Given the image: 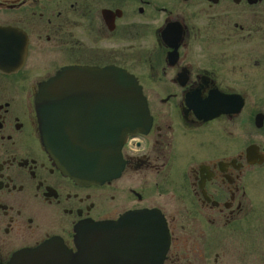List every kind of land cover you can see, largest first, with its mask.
Instances as JSON below:
<instances>
[{"label":"flooded vegetation","instance_id":"obj_1","mask_svg":"<svg viewBox=\"0 0 264 264\" xmlns=\"http://www.w3.org/2000/svg\"><path fill=\"white\" fill-rule=\"evenodd\" d=\"M66 66L122 68L146 99L148 130L102 184L41 142L34 102ZM81 85L67 115L114 116ZM135 211L165 223L159 264H264V0H0V264Z\"/></svg>","mask_w":264,"mask_h":264},{"label":"water","instance_id":"obj_2","mask_svg":"<svg viewBox=\"0 0 264 264\" xmlns=\"http://www.w3.org/2000/svg\"><path fill=\"white\" fill-rule=\"evenodd\" d=\"M83 81L96 84L104 105H114V116L104 109L98 124L88 125L67 115L66 98L77 97ZM38 93L34 103L41 142L62 173L78 184H102L118 177L126 137L146 132L150 125L141 87L122 68L66 66ZM164 226L150 211L127 212L114 221L84 219L74 226V251L49 240L34 250L19 251L8 264H159L168 242Z\"/></svg>","mask_w":264,"mask_h":264}]
</instances>
